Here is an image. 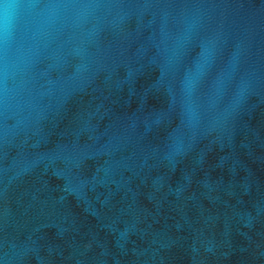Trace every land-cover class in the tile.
<instances>
[{"label": "water", "instance_id": "obj_1", "mask_svg": "<svg viewBox=\"0 0 264 264\" xmlns=\"http://www.w3.org/2000/svg\"><path fill=\"white\" fill-rule=\"evenodd\" d=\"M0 264H264V0H0Z\"/></svg>", "mask_w": 264, "mask_h": 264}, {"label": "clouds", "instance_id": "obj_2", "mask_svg": "<svg viewBox=\"0 0 264 264\" xmlns=\"http://www.w3.org/2000/svg\"><path fill=\"white\" fill-rule=\"evenodd\" d=\"M7 8L3 13V17L0 18V33H4L7 30Z\"/></svg>", "mask_w": 264, "mask_h": 264}]
</instances>
